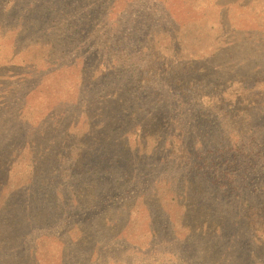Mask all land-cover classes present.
<instances>
[{"label":"rangeland","instance_id":"1","mask_svg":"<svg viewBox=\"0 0 264 264\" xmlns=\"http://www.w3.org/2000/svg\"><path fill=\"white\" fill-rule=\"evenodd\" d=\"M157 35L180 67L172 76L142 73L143 83L142 47ZM263 80L264 0H0V150L26 124L52 136L38 149L48 163L70 132L94 137L69 173L39 175L36 165L32 175L43 182L18 190L19 217L0 214V264H264V214L248 224L238 204L250 197L264 206ZM104 98L110 103L95 117L88 102ZM118 100L122 111L111 116ZM34 114L41 119L28 123ZM156 124L162 139L154 147L142 136ZM93 127L102 134L90 135ZM231 147L255 162L244 185L186 184L195 161L207 159V176ZM165 180L166 202L154 188Z\"/></svg>","mask_w":264,"mask_h":264},{"label":"trees","instance_id":"2","mask_svg":"<svg viewBox=\"0 0 264 264\" xmlns=\"http://www.w3.org/2000/svg\"><path fill=\"white\" fill-rule=\"evenodd\" d=\"M190 25V23L188 24H183V26H181V28L175 30L171 36H170V40L174 41V39L176 37H178V33L182 34L186 27H188ZM166 34L169 35L168 32H164ZM91 36V35H90ZM167 37V35H165ZM164 36H156L154 37L153 40L149 41L147 43L146 46L142 47L145 48V50L149 49L147 51V57L145 58V63L143 65V70H140V78L139 80L142 81L144 83L145 78L150 76L149 74L154 73H158L160 71L163 72V74H171L174 75L178 68L180 67L179 63L174 62L171 58L172 56V51L171 53L168 55V57L164 56V52H168L172 49L171 46H168L167 44L165 45L162 41ZM168 38V37H167ZM173 50V49H172ZM129 53H126V55ZM130 57V56H129ZM128 57V58H129ZM173 62V63H172ZM176 66H179L178 68ZM170 69L173 70V73L170 72ZM111 70V66L107 67L105 69V73L108 74L110 73ZM132 70H137L136 68L132 69ZM144 76H146L144 78ZM225 79V78H224ZM264 81V80H263ZM262 81V83H264ZM258 85H261V82L258 83ZM264 85V84H263ZM206 86V84H205ZM247 87H250L252 90H254V84H250V83H246ZM264 87V86H263ZM240 88L245 89L246 91L248 90V88H245V86H240ZM239 88V89H240ZM264 88H260L258 87V89H256L257 91H263ZM238 90V89H237ZM118 91V90H117ZM240 93V92H239ZM110 96L115 97V96H121L115 93L110 94ZM130 97L125 95V106H127L128 101ZM120 101V104H119ZM251 105L254 102V96L251 98H242L241 97V101H240V105ZM110 103L108 98H104L102 100H99V102L95 101L94 99H90L88 104L90 106V108L93 110V114L95 115V117H100L102 116V114H98L97 115V110L99 108L104 109V107L108 106ZM147 103V99L144 101V105L146 106ZM123 101L122 100H118L117 103H115L114 108L112 106H109V114H111V116H115L117 115L119 112L122 111L123 108ZM248 106H246L245 110L243 111V116L245 118L246 121V127L248 125L247 123V119H246V114L245 111L247 109ZM129 109V107H128ZM114 110V111H111ZM127 110V108H125V111ZM116 113V114H115ZM17 116L19 115L21 120L23 121L24 119H26L25 114H21L20 112L17 111V113H15ZM115 114V115H113ZM133 114H137L136 111H133ZM230 116L231 114L229 113V111L227 109H225L224 111H220V113L218 114L219 118H223L224 122L225 119H228L227 116ZM140 116L138 119V123H141L142 120H140ZM41 119L40 115L36 116V114H34L33 116H31L30 118H28V120H32V122H28V123H33V122H37ZM125 120V119H124ZM123 120V121H124ZM242 120V119H241ZM133 118L131 117L129 119V123L131 125V128H129V130L131 132H134V124L132 123ZM95 122V121H94ZM106 123H113L114 119L109 117L107 121H105ZM154 122L152 124H147L144 125L145 127L151 126L153 125ZM31 125L32 124H26V127L23 128V131H21V137L20 135H18V131H12L11 133V142H9V145L7 146H3V148L0 150V203L1 202H6L8 203L7 205H5L4 203L0 206V214L2 212H8V214L11 216H9L10 218H13V214L14 217H19V214L17 212V210L22 209L20 204V201H16L17 200V192L20 189H25L28 187V189H32V186L34 185V183L36 181H39L36 178V181L34 179L35 174L32 175V173L37 169L36 165H38V167L40 166V173H44V172H48L50 175H53V173L56 171L58 173V175L60 176V172H66L69 173L70 171L69 169V165L71 167H73L75 164H77L79 162L78 159H76L77 156L76 152H80L81 151V145L83 147L90 145V143L93 141V138L91 139V137H88L87 135L84 138H79V136L81 135H77V133H69L68 140H65V144L68 145H64V146H58L56 150H54L55 152H53L52 154V158H51V162L48 163L47 160H44V154L41 153V151L39 152L38 149H41L42 147L45 148V143L47 140H49L52 136L47 137L48 134H43V127L40 126L38 129L40 130V133L38 132H33L30 131L29 128L31 129ZM94 126V125H93ZM47 127L49 128V132L50 135L52 134H56V132L54 131V126L52 125L53 131L51 129V126L48 124ZM236 127V124H235ZM235 127L232 129L230 128L229 133H227L228 135H230L231 137H233L235 135ZM247 127V128H248ZM237 128V127H236ZM245 128V129H247ZM250 128V127H249ZM76 131H81V127L77 124L74 126V128ZM241 129H243V126H241ZM244 129V130H245ZM19 131V132H20ZM89 134L93 135V132H96V135H100L102 134L101 131H99L98 127H93L90 130L88 129ZM47 133V132H46ZM175 133V130H174ZM237 133V131H236ZM40 134V136H39ZM31 135H36L37 137L40 138H36L35 139V143L32 144V146H28L27 143L23 144L22 143V139L25 136L26 138L28 136ZM95 135V136H96ZM58 136V135H57ZM178 135H175V138H177ZM89 139V140H87ZM143 141H145L146 143H149L150 146H154L157 145L158 143H160V140L162 139V137H160V133L156 126L152 127L151 129H147L145 130V132L143 133L142 136ZM72 140H74L73 142H71ZM71 142V143H70ZM79 143L78 144H76ZM60 143V142H59ZM48 145V144H47ZM90 148H87L85 151L90 150ZM230 150L236 151L237 149L234 147L228 148ZM223 150V154H220L221 156H223V159L220 162H217V166L219 167L220 165H222L221 168H215V172L214 173H207L206 175V171L208 169H210L209 164L207 163V159L205 158H200V160L198 162H194V166H197V169L194 170L195 172L190 175L191 177H189L188 181L186 182V184H196L194 182H192V180H195L196 182H206L208 181L209 186H215L216 189H225V190H229L230 186L232 185V183L236 182L237 184L240 185H244L245 179L246 178H250V176L253 173V169H254V165L255 162L251 161V160H247L244 159L243 161H240L238 158V153L241 150H237L235 154H230V155H226L225 153H228L230 150ZM239 149V148H238ZM39 152V157L36 156V153ZM225 155V156H224ZM231 156V157H229ZM63 157H65L66 159L63 160ZM70 157V158H69ZM219 157V156H218ZM70 161V162H69ZM48 163V166L46 169H44L45 164ZM226 167V169L224 168L223 171L222 168ZM203 169V170H202ZM55 172V173H56ZM61 173V174H62ZM70 175V174H69ZM211 175V176H210ZM72 176V175H70ZM64 177V176H62ZM58 179H60V177H58ZM166 181V180H165ZM43 181H39L36 182V186L38 188L41 187ZM54 184L57 189L60 187V182L57 180L55 183H51ZM168 182H162L159 185H156L154 188L155 190V195H157V199L160 198L161 201L166 202L169 198V196H167V192H168ZM198 186H201L200 184H197ZM230 190H232V187L230 188ZM14 194H12V193ZM227 192V191H226ZM229 192V191H228ZM12 194V198L11 201L9 199L10 195ZM32 195V194H31ZM35 195H33L34 197ZM36 199V197H34L32 200ZM252 198L250 197H240L238 200V204L239 207L242 208V217L247 220L246 223L248 224H253L254 221H258L259 219H261L263 216L261 215L260 217V213L264 214V206L261 205L258 208V205H255L252 201ZM6 207H5V206ZM255 218L257 220H255ZM3 233H0V241L2 240L1 238L3 237Z\"/></svg>","mask_w":264,"mask_h":264}]
</instances>
